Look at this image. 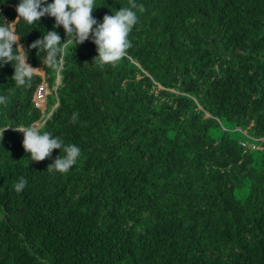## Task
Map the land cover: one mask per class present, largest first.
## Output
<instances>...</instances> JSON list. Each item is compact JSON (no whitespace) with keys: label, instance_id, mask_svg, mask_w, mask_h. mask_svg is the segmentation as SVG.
<instances>
[{"label":"trees","instance_id":"obj_1","mask_svg":"<svg viewBox=\"0 0 264 264\" xmlns=\"http://www.w3.org/2000/svg\"><path fill=\"white\" fill-rule=\"evenodd\" d=\"M133 2L132 46L102 68L89 40L57 74L30 48L55 19L17 22L41 69L15 87L0 68V128L46 119L82 151L48 171L60 150L35 162L23 134L0 136V264H264V0H97L93 16ZM17 4L0 0V23Z\"/></svg>","mask_w":264,"mask_h":264},{"label":"clouds","instance_id":"obj_2","mask_svg":"<svg viewBox=\"0 0 264 264\" xmlns=\"http://www.w3.org/2000/svg\"><path fill=\"white\" fill-rule=\"evenodd\" d=\"M97 0H18L16 11L18 13L15 22L0 23V68L11 64L14 68L12 80L15 87H31L33 77L41 68H34L29 62V51L25 50L23 44L18 42L16 24L22 20L28 25H34L43 17L55 19L53 30L46 31L41 39L36 40L30 46L36 49L37 55L44 53L43 65L59 74L64 65L65 50L69 44H83L91 40L96 45L98 55L94 64L99 67L115 65L126 54L132 46L129 39L133 27L137 23L138 16L135 9H142L143 5L133 2L129 7H120L112 15H105L102 21L93 16V12L99 8ZM63 27L67 39L62 42L60 33L56 30ZM14 45H17L14 48ZM41 62V61H40ZM60 83V75L57 79ZM45 90L46 97L49 95ZM39 88L35 99L39 103ZM58 87H55V90ZM41 89V90H40ZM47 99V98H46ZM8 96L0 95V105H6ZM58 107L56 104L52 112ZM78 113H73L72 121L75 122ZM46 119L41 123L31 125L5 126L0 128V136L4 131L14 128L23 134V147L30 154V160L39 162L50 158L54 150H60V155L49 166V170L67 173L77 163L81 156V148L75 143H65L60 136H54L51 132L41 131ZM28 184V180L21 176L13 187L17 193L22 192Z\"/></svg>","mask_w":264,"mask_h":264},{"label":"rangeland","instance_id":"obj_3","mask_svg":"<svg viewBox=\"0 0 264 264\" xmlns=\"http://www.w3.org/2000/svg\"><path fill=\"white\" fill-rule=\"evenodd\" d=\"M43 102H44V101H43ZM52 110H53V108H52ZM52 110H51V111H52Z\"/></svg>","mask_w":264,"mask_h":264}]
</instances>
